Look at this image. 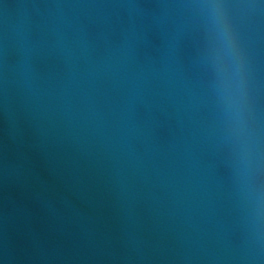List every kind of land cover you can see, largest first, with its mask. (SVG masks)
<instances>
[{
  "label": "water",
  "instance_id": "water-1",
  "mask_svg": "<svg viewBox=\"0 0 264 264\" xmlns=\"http://www.w3.org/2000/svg\"><path fill=\"white\" fill-rule=\"evenodd\" d=\"M0 264H264V0H0Z\"/></svg>",
  "mask_w": 264,
  "mask_h": 264
}]
</instances>
